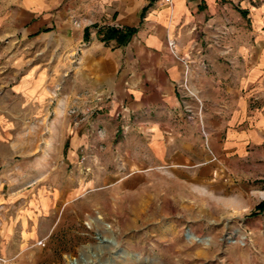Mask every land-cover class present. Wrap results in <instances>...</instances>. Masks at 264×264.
I'll list each match as a JSON object with an SVG mask.
<instances>
[{"label":"crops","instance_id":"crops-1","mask_svg":"<svg viewBox=\"0 0 264 264\" xmlns=\"http://www.w3.org/2000/svg\"><path fill=\"white\" fill-rule=\"evenodd\" d=\"M6 3L0 28L17 38L29 69L16 92L37 116L52 109L58 125L65 103L81 110L75 101L84 100L92 110L82 145L93 186L143 195L163 181L215 199L250 193L251 148L261 144L250 100L264 96V0ZM108 26L134 33L118 47L101 39Z\"/></svg>","mask_w":264,"mask_h":264},{"label":"rangeland","instance_id":"rangeland-1","mask_svg":"<svg viewBox=\"0 0 264 264\" xmlns=\"http://www.w3.org/2000/svg\"><path fill=\"white\" fill-rule=\"evenodd\" d=\"M22 50L0 28V264H264V96L250 100L262 129L249 194L215 199L163 181L143 195L101 188L83 171L87 100L65 103L59 125L52 109L35 115L15 90L29 71Z\"/></svg>","mask_w":264,"mask_h":264},{"label":"trees","instance_id":"trees-1","mask_svg":"<svg viewBox=\"0 0 264 264\" xmlns=\"http://www.w3.org/2000/svg\"><path fill=\"white\" fill-rule=\"evenodd\" d=\"M134 30L118 28L115 26H108L105 28H100L99 34L102 36V40L106 43L114 41L118 47L126 45ZM86 37L88 38V31L86 32Z\"/></svg>","mask_w":264,"mask_h":264},{"label":"built area","instance_id":"built-area-1","mask_svg":"<svg viewBox=\"0 0 264 264\" xmlns=\"http://www.w3.org/2000/svg\"><path fill=\"white\" fill-rule=\"evenodd\" d=\"M160 1H161L162 3L168 4V5H171L172 2H173V0H160ZM168 44H169L170 49H171L172 51H174V48H175V42H174V41H169ZM187 78H188V70L185 71L184 87L186 88V90H187L189 93H191L190 90H189V88H188V86H187ZM196 100H197V102L199 103V105H200V110H201V102H200L199 99H196ZM85 110H87L88 113H92V110H91L90 108H86ZM199 114H200V112H199ZM203 133H204V135H205V132H203ZM205 137H206V135H205Z\"/></svg>","mask_w":264,"mask_h":264}]
</instances>
